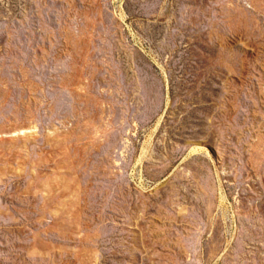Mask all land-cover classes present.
I'll return each instance as SVG.
<instances>
[{
  "label": "rangeland",
  "instance_id": "374dc122",
  "mask_svg": "<svg viewBox=\"0 0 264 264\" xmlns=\"http://www.w3.org/2000/svg\"><path fill=\"white\" fill-rule=\"evenodd\" d=\"M0 21V264H264V0Z\"/></svg>",
  "mask_w": 264,
  "mask_h": 264
},
{
  "label": "water",
  "instance_id": "95a60500",
  "mask_svg": "<svg viewBox=\"0 0 264 264\" xmlns=\"http://www.w3.org/2000/svg\"><path fill=\"white\" fill-rule=\"evenodd\" d=\"M50 7V6H49ZM49 8H47L45 11H43V16L45 20L48 22V17L51 18V22H55L54 15H48ZM38 12L36 10V7H33L29 5L28 9L25 12L24 20L22 23L17 24V28H21L22 32L25 34H28L29 32L37 31L39 27V18H38ZM4 23L0 21V30L4 29ZM22 59V58H21ZM48 71L50 70V67H45Z\"/></svg>",
  "mask_w": 264,
  "mask_h": 264
}]
</instances>
